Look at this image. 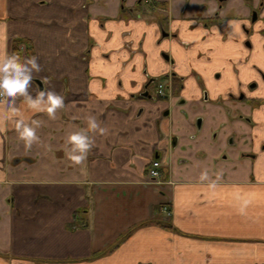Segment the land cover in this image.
Returning <instances> with one entry per match:
<instances>
[{
  "label": "crops",
  "instance_id": "1",
  "mask_svg": "<svg viewBox=\"0 0 264 264\" xmlns=\"http://www.w3.org/2000/svg\"><path fill=\"white\" fill-rule=\"evenodd\" d=\"M175 1L163 3L181 17ZM141 2L0 0V49L37 56L42 71L33 73L29 92L48 87L46 77L67 106L49 120L16 101L42 122L31 151L11 123L0 131V264H264V98L260 112L244 109L251 121L238 120L211 101L245 89L249 79L200 78L195 61V74L184 80L185 104L143 98L147 81L171 65L162 56L170 48L157 42L159 25ZM206 90L211 101L204 103ZM87 113L108 133L95 135L85 175L64 146L67 133L86 126ZM172 135H180L174 147ZM230 135L240 150L223 158ZM241 150L256 156L241 158ZM154 159L163 163L165 184L146 175ZM204 167L223 172L215 191L198 180ZM237 196L251 200L246 215Z\"/></svg>",
  "mask_w": 264,
  "mask_h": 264
},
{
  "label": "flooded vegetation",
  "instance_id": "2",
  "mask_svg": "<svg viewBox=\"0 0 264 264\" xmlns=\"http://www.w3.org/2000/svg\"><path fill=\"white\" fill-rule=\"evenodd\" d=\"M142 2L145 5L142 12L151 15L152 20L159 25L160 37L157 42L165 43L170 48L169 51H163L162 56L170 63L171 70L161 77H151L141 96L152 102L164 100L171 103L177 99V103L185 104L187 98L182 96L184 80L187 76L195 74V69H192V63L195 61L202 70L197 77L249 79L245 89L228 92L226 97L218 95L211 101L206 90L202 98L204 103L210 100L214 106L225 109L229 115L237 112L238 120L251 121V118L245 115L244 109L251 106L253 111L260 112L257 100L261 95L256 97L254 94L264 93V0H199L194 6H185L187 13L181 17L171 14L158 0ZM128 11L133 17L142 15V12L138 13L133 8ZM230 20H238L242 25L243 34L240 40L234 43L236 46L233 43H225L228 39L227 22ZM216 29L223 34V39L219 37ZM178 47H182V50ZM218 65L220 68L215 71L214 67ZM141 110L142 108L139 113ZM183 110L177 113L182 114L185 112ZM169 112L168 108L163 114L168 115ZM177 113L174 115V122ZM197 126L201 130L200 117H197ZM180 135H172L168 139L172 147L179 142ZM237 143L235 136L227 137V152L222 157H227L229 151L234 152V147L240 150ZM245 156L255 157L256 153L241 150L239 157Z\"/></svg>",
  "mask_w": 264,
  "mask_h": 264
},
{
  "label": "clouds",
  "instance_id": "3",
  "mask_svg": "<svg viewBox=\"0 0 264 264\" xmlns=\"http://www.w3.org/2000/svg\"><path fill=\"white\" fill-rule=\"evenodd\" d=\"M216 31L223 39V34L219 33L218 29ZM226 32L227 42L239 41L243 34L241 22L238 20L228 21ZM41 71L37 56L22 58L18 53H9L0 49V131L4 130L5 123H11L17 139L23 144L25 151H31L33 145L40 144L41 138L38 135V129L41 128L42 122L25 116L24 111L17 107L16 101L19 99L24 108L33 114H46L49 120L57 119V113L67 107L65 97L55 91L53 86H50L46 77L41 78V81L44 85H49L48 87L43 90L37 87L35 96L29 92L33 73ZM83 122L85 127L66 134L64 154L73 166L80 167L81 172L87 175L88 156L96 146L94 137L96 134L107 135L108 129L103 126V122L96 115L91 113L83 116ZM222 179V171L210 174L207 167L199 171V182L206 183L207 187L213 191ZM237 200L240 202L239 214L246 215L251 200L239 196H237Z\"/></svg>",
  "mask_w": 264,
  "mask_h": 264
},
{
  "label": "rangeland",
  "instance_id": "4",
  "mask_svg": "<svg viewBox=\"0 0 264 264\" xmlns=\"http://www.w3.org/2000/svg\"><path fill=\"white\" fill-rule=\"evenodd\" d=\"M162 3L161 4H164L163 1L164 0H161ZM199 0H176V10L178 12H181V16L182 14L186 13V11L184 10L185 6H194L195 3H197ZM155 18V17H154Z\"/></svg>",
  "mask_w": 264,
  "mask_h": 264
},
{
  "label": "built area",
  "instance_id": "5",
  "mask_svg": "<svg viewBox=\"0 0 264 264\" xmlns=\"http://www.w3.org/2000/svg\"><path fill=\"white\" fill-rule=\"evenodd\" d=\"M160 166L161 163L159 161H155L150 168V176L159 177L160 176Z\"/></svg>",
  "mask_w": 264,
  "mask_h": 264
},
{
  "label": "trees",
  "instance_id": "6",
  "mask_svg": "<svg viewBox=\"0 0 264 264\" xmlns=\"http://www.w3.org/2000/svg\"><path fill=\"white\" fill-rule=\"evenodd\" d=\"M79 214H80V212L78 211V212L76 213V216L78 217ZM78 218H79V217H78ZM81 225H87V221H86V219H81ZM131 231H132V230H131ZM131 231H129L126 235H124L123 238L126 237V236H128V235L130 234Z\"/></svg>",
  "mask_w": 264,
  "mask_h": 264
}]
</instances>
